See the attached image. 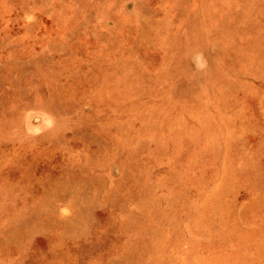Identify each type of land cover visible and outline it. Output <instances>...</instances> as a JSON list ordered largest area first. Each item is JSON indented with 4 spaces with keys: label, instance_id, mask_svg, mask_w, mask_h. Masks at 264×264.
Listing matches in <instances>:
<instances>
[{
    "label": "rangeland",
    "instance_id": "obj_1",
    "mask_svg": "<svg viewBox=\"0 0 264 264\" xmlns=\"http://www.w3.org/2000/svg\"><path fill=\"white\" fill-rule=\"evenodd\" d=\"M0 264H264V0H0Z\"/></svg>",
    "mask_w": 264,
    "mask_h": 264
},
{
    "label": "bare ground",
    "instance_id": "obj_2",
    "mask_svg": "<svg viewBox=\"0 0 264 264\" xmlns=\"http://www.w3.org/2000/svg\"><path fill=\"white\" fill-rule=\"evenodd\" d=\"M256 199V198H255Z\"/></svg>",
    "mask_w": 264,
    "mask_h": 264
}]
</instances>
